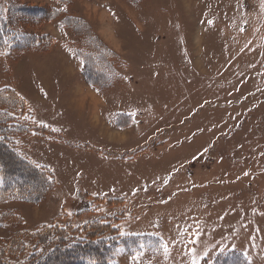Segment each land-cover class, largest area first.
<instances>
[{
  "label": "rangeland",
  "instance_id": "rangeland-1",
  "mask_svg": "<svg viewBox=\"0 0 264 264\" xmlns=\"http://www.w3.org/2000/svg\"><path fill=\"white\" fill-rule=\"evenodd\" d=\"M7 1L34 13L0 45V140L52 174L29 203L0 166V237L31 236L8 263L111 221L104 264H264V0Z\"/></svg>",
  "mask_w": 264,
  "mask_h": 264
},
{
  "label": "trees",
  "instance_id": "trees-1",
  "mask_svg": "<svg viewBox=\"0 0 264 264\" xmlns=\"http://www.w3.org/2000/svg\"><path fill=\"white\" fill-rule=\"evenodd\" d=\"M60 1L64 3L66 0ZM8 6L10 10L6 17L0 12V45L5 41L7 42L6 47L14 44L21 47L23 42L21 39H24L25 35L19 28H15L11 21L16 14L28 16V12L30 14L31 11L32 13L34 11L33 8H27L25 5L10 6L8 3ZM40 14L42 13L40 12ZM90 67L87 63L85 68L89 70ZM84 75L89 83L92 81L93 83L91 84H96L92 80L93 78H89L86 73ZM0 98H4V96L1 95ZM14 154L10 150H7L5 144L0 140V166L5 169L3 187L8 188L14 197L17 196L26 202L38 203L42 201L50 190L48 180V176L52 178L50 169L44 165H36L27 159L21 160L18 158L20 155L16 156ZM45 229L43 231H36L37 240L43 241L41 240V234L43 233L46 237H49L51 233L50 229ZM118 230L119 228L111 223V221L94 222L88 230L89 235L86 240L78 237H66L63 235V230L61 229L59 233L56 232L55 234L57 237L56 245L40 256L37 255V252L28 254L23 264H46L45 261L53 264L50 261L52 259V257L49 258L50 256L64 260V264H104L102 262V255H106L108 249L118 241ZM30 238L31 236L25 233V231H16L8 238L0 237V264H9L7 256L13 253L12 249L17 246V251H22V248L19 246L25 244L26 240ZM43 242L45 243V241Z\"/></svg>",
  "mask_w": 264,
  "mask_h": 264
},
{
  "label": "crops",
  "instance_id": "crops-1",
  "mask_svg": "<svg viewBox=\"0 0 264 264\" xmlns=\"http://www.w3.org/2000/svg\"><path fill=\"white\" fill-rule=\"evenodd\" d=\"M113 33V32H112ZM108 42L115 48V49H118V40L116 39V35H115V32L114 34L111 36L109 35L108 38H107ZM77 81V80H76ZM75 81V85L80 89V90H74L73 93L71 92L70 94V98H71V104L73 105L74 108H87L89 107V104L92 103V106H90L89 108L91 109L92 107L94 108V105L97 106V100L95 102H93L92 98L91 100L88 99V97H91L90 94L92 93L93 95L96 96L95 92L93 93L92 92V89H85L83 88L82 89V85L79 81V85H78V81L76 82ZM63 90L59 89V90H56L55 93L56 94H62ZM84 93L88 94V96H85L84 97ZM82 97V99H81ZM97 97V96H96ZM97 99V98H96ZM88 100V101H87ZM100 101H102V99H100ZM83 108V109H84ZM98 108V107H97ZM40 165H43V164H40ZM45 166V165H44Z\"/></svg>",
  "mask_w": 264,
  "mask_h": 264
},
{
  "label": "snow or ice",
  "instance_id": "snow-or-ice-1",
  "mask_svg": "<svg viewBox=\"0 0 264 264\" xmlns=\"http://www.w3.org/2000/svg\"><path fill=\"white\" fill-rule=\"evenodd\" d=\"M64 10H66V6H65ZM2 91H3V89H0V92H2ZM12 115H14V113ZM24 119H31V117L25 116ZM0 139H3V137H0ZM165 250H167L166 246H165ZM193 264H199V259L198 258H194L193 259Z\"/></svg>",
  "mask_w": 264,
  "mask_h": 264
}]
</instances>
